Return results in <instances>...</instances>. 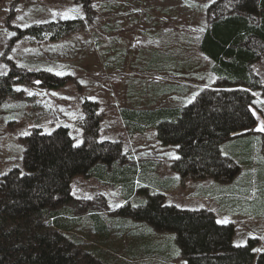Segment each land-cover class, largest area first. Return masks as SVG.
I'll use <instances>...</instances> for the list:
<instances>
[{
    "label": "rangeland",
    "instance_id": "rangeland-1",
    "mask_svg": "<svg viewBox=\"0 0 264 264\" xmlns=\"http://www.w3.org/2000/svg\"><path fill=\"white\" fill-rule=\"evenodd\" d=\"M214 1L0 0V75L13 74L11 91L0 92V178L23 167L22 136L37 126L45 131L65 126L75 145L96 128L97 139L117 142L124 156L70 180L72 200L58 211L67 225L58 229L83 254L110 264H187L175 231L156 229L130 213L153 193L180 209H210L218 221L233 224L235 245L254 238L256 253L263 248L264 82L252 99L253 127L219 143L220 153L239 166L230 180L183 179L173 168L178 144L162 143L154 126L135 130L133 119L123 114L182 106L223 83L209 70L212 60L190 65L198 67L193 74L173 69L195 61L197 34ZM118 17L131 20L112 22ZM61 18H77L79 24L53 38L51 31L16 30ZM260 62L253 64L258 73L264 71ZM39 71L66 80L53 85L35 74ZM171 85L178 89L171 91Z\"/></svg>",
    "mask_w": 264,
    "mask_h": 264
},
{
    "label": "trees",
    "instance_id": "trees-1",
    "mask_svg": "<svg viewBox=\"0 0 264 264\" xmlns=\"http://www.w3.org/2000/svg\"><path fill=\"white\" fill-rule=\"evenodd\" d=\"M84 7L89 8L88 1ZM206 15L198 46L223 83L202 90L182 106L123 114L133 119L135 130L154 126L162 143L178 144L173 168L183 179L230 180L239 166L220 153L219 143L248 132L256 122L252 99L262 87L264 71L258 73L253 64L261 59L264 70V0H216ZM59 24L63 28H57ZM78 24L77 18H61L16 30L18 35L51 31L53 38ZM35 74L55 81L53 85L66 80L49 72ZM12 75L11 70L0 75L1 95L11 91ZM96 133L94 128L79 145L65 126L50 131L37 126L22 136L23 167L0 178V264H110L83 254L58 229L67 225V217L58 218V211L72 200L71 178L124 160L117 142L98 140ZM130 213L156 229L175 231L187 264H252L255 258L256 264H264V245L258 253L254 238L235 245L233 224L218 223L210 209H180L164 204L163 194L153 193Z\"/></svg>",
    "mask_w": 264,
    "mask_h": 264
},
{
    "label": "crops",
    "instance_id": "crops-1",
    "mask_svg": "<svg viewBox=\"0 0 264 264\" xmlns=\"http://www.w3.org/2000/svg\"><path fill=\"white\" fill-rule=\"evenodd\" d=\"M121 5L120 4H118V5H114L113 7H120ZM155 20H157V18H154ZM160 20H166L167 19V17H161V18H159ZM158 19V20H159ZM127 20H131V18H126V17H124V18H120V17H118V18H113L112 19V22H120V21H123V22H126ZM142 20L144 21V22H146V18H142ZM205 29V28H204ZM204 31V30H203ZM203 31L201 32V35H200V33L198 32V38L196 39V43H197V45H199L198 44V41L200 42V39H201V37H202V33H203ZM195 51H198L199 52V54H198V56L195 58V61L194 62H192V63H190V60L191 59H186V61H184V62H178V66L176 67V68H173V69H176L175 70V72L176 71H180V72H183V73H191V74H193L194 73V70H197L198 69V67H196V68H190V65H193L194 63H196V62H198L199 60H200V62L202 61V60H204V61H207V62H211V59L198 47H196V49H194ZM171 51H173V49L171 50ZM176 52V51H175ZM202 57V59H200ZM172 60H173V63H176V60H174L173 58H172ZM199 65V64H198ZM210 65V71L212 72V62L209 64ZM172 70V69H171ZM168 87H166V89H164V90H166V92H164V93H167V90H171V91H173L174 89H178V87L177 86H175V85H171V86H169V89H167ZM164 90H162V92L164 91Z\"/></svg>",
    "mask_w": 264,
    "mask_h": 264
},
{
    "label": "snow or ice",
    "instance_id": "snow-or-ice-1",
    "mask_svg": "<svg viewBox=\"0 0 264 264\" xmlns=\"http://www.w3.org/2000/svg\"><path fill=\"white\" fill-rule=\"evenodd\" d=\"M59 74V73H58ZM259 130H261V131H264V128H261V129H259ZM220 221H218V223H219Z\"/></svg>",
    "mask_w": 264,
    "mask_h": 264
}]
</instances>
